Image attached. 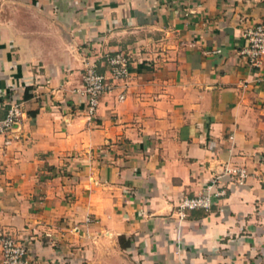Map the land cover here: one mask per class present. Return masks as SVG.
Wrapping results in <instances>:
<instances>
[{"label":"crops","instance_id":"0c3cea01","mask_svg":"<svg viewBox=\"0 0 264 264\" xmlns=\"http://www.w3.org/2000/svg\"><path fill=\"white\" fill-rule=\"evenodd\" d=\"M263 20L264 0H0V108L25 110L0 137V229L30 264H264V59L240 54ZM118 50L126 98L90 115L85 61Z\"/></svg>","mask_w":264,"mask_h":264},{"label":"built area","instance_id":"2783aa9c","mask_svg":"<svg viewBox=\"0 0 264 264\" xmlns=\"http://www.w3.org/2000/svg\"><path fill=\"white\" fill-rule=\"evenodd\" d=\"M247 44L240 50L253 68H260L264 59V20L247 29ZM105 69L97 60L85 61L82 75L83 85L79 89L84 96L86 108L90 115L96 113L101 99L109 93L121 89L118 100L126 98L124 87L131 76L132 55L124 50L107 53L104 56ZM25 114L21 102L12 100L4 108H0V137H7L20 124ZM227 174L238 176V183L245 184L249 173L246 168L231 167ZM221 178L209 182L205 190L194 196L181 199L178 208L179 215L186 217L193 210H210L216 200L224 198L228 189L221 183ZM30 249L28 242L10 232L0 229L1 264H30Z\"/></svg>","mask_w":264,"mask_h":264}]
</instances>
